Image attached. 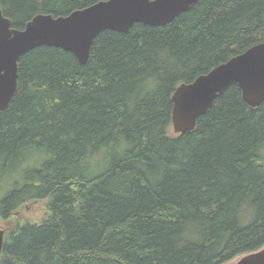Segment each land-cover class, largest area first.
Listing matches in <instances>:
<instances>
[{"label": "trees", "instance_id": "16d2710c", "mask_svg": "<svg viewBox=\"0 0 264 264\" xmlns=\"http://www.w3.org/2000/svg\"><path fill=\"white\" fill-rule=\"evenodd\" d=\"M100 1L0 10L23 30ZM262 42L264 0H198L165 26L101 32L85 65L21 57L0 111V264H225L264 247V101L232 85L192 131L171 125L179 85ZM35 201L38 223L15 218Z\"/></svg>", "mask_w": 264, "mask_h": 264}, {"label": "water", "instance_id": "95a60500", "mask_svg": "<svg viewBox=\"0 0 264 264\" xmlns=\"http://www.w3.org/2000/svg\"><path fill=\"white\" fill-rule=\"evenodd\" d=\"M198 0H106L67 16L36 15L23 30L11 27L0 10V111L7 109L17 90L18 62L39 47L71 53L78 63L89 59L94 39L104 31L127 32L135 24L165 26L188 12ZM237 85L243 101L256 108L264 101V42L183 83L174 91L171 125L175 135L195 128L229 87ZM5 231L0 229V257ZM236 264H264V247L242 256Z\"/></svg>", "mask_w": 264, "mask_h": 264}, {"label": "rangeland", "instance_id": "374dc122", "mask_svg": "<svg viewBox=\"0 0 264 264\" xmlns=\"http://www.w3.org/2000/svg\"><path fill=\"white\" fill-rule=\"evenodd\" d=\"M46 201H35L20 209L15 218L22 222L38 223L45 214ZM14 221V219H12ZM11 221V222H12ZM8 226L0 222V229L5 230ZM242 257V256H241ZM241 257H237L225 264H236Z\"/></svg>", "mask_w": 264, "mask_h": 264}]
</instances>
